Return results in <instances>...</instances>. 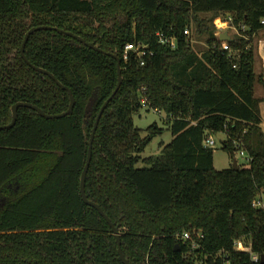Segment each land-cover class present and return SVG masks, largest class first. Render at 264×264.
Masks as SVG:
<instances>
[{
  "label": "trees",
  "instance_id": "16d2710c",
  "mask_svg": "<svg viewBox=\"0 0 264 264\" xmlns=\"http://www.w3.org/2000/svg\"><path fill=\"white\" fill-rule=\"evenodd\" d=\"M233 16L241 34L221 50L214 20ZM264 0H0V264H125L111 224L81 196V177L97 116L86 194L120 231L130 264H264L235 249L236 240L264 254V129L253 36L264 28ZM94 43L96 50L57 29ZM205 35L200 54L185 38ZM176 36L177 48L157 33ZM128 42L154 50L146 62ZM52 73L68 89L58 84ZM97 91L89 116L87 105ZM163 110L172 139L158 155L142 153L165 128L146 135L133 115ZM225 134L223 149L251 159L217 169L209 134ZM142 161L144 166L138 167ZM193 233L192 242L177 238ZM195 232H201L197 237ZM179 248H176V245Z\"/></svg>",
  "mask_w": 264,
  "mask_h": 264
},
{
  "label": "water",
  "instance_id": "95a60500",
  "mask_svg": "<svg viewBox=\"0 0 264 264\" xmlns=\"http://www.w3.org/2000/svg\"><path fill=\"white\" fill-rule=\"evenodd\" d=\"M40 29H57L58 31L62 32V33H66V34H69L75 38H77L79 41L83 42L84 44L96 49V50H99V51H102L104 52L102 49H100L99 47H97L94 43H91V42H87L84 38H82L81 36H78L72 32H69V31H65L63 29H58V28H52L51 26H46V25H42V26H35V27H32L28 33L26 34V37H25V40L23 42V45H22V48H21V51H22V55L23 57L27 60L25 54H24V49H25V45L27 43V40L28 38L30 37V35L37 31V30H40ZM220 39L221 40H231L232 37L229 35V33L227 31L225 32H222V34L220 35ZM113 56L117 59L118 61V84L116 86V89L114 90L113 94L110 96V98L104 103V105L102 106L101 110H100V113L98 114L97 116V120H96V123H95V126H94V129H93V132L91 134V138H90V142H89V150H88V158H87V162H86V165L84 167V170H83V173H82V177H81V187H80V191H81V196L83 198V200L88 203L89 205L91 206H94L96 209L99 210V212L107 219V221L111 224L112 228H113V231L114 233L116 234V237H117V240H118V243H119V253H120V257L121 259L123 260V262L125 264H130L129 263V260L126 258L123 250H122V247H121V238H120V231L118 229V227H116L111 219L109 218V216L104 212V210L100 207L99 204H97L96 202H93L91 200L88 199L87 197V194H86V177H87V173H88V169H89V165H90V162H91V158H92V145H93V140H94V137H95V133H96V129L98 127V123L100 121V118H101V115L103 113V111L105 110V108L107 107L109 101L113 98V96L116 94V92L118 91V89L120 88L121 84H122V81H123V76H122V73H121V60L119 58L118 55H115L113 54ZM36 69H38L39 71L41 72H44L50 76H52L55 80L56 77L50 73L49 71L43 69V68H40V67H35ZM58 84H60L62 87L68 89L66 86H64L63 84H61L58 80H57ZM69 92H70V97H71V102H70V106L69 108L62 112V113H58V114H48L46 113L43 109H41L40 107L36 106V105H33L31 103H27V102H18L16 103L14 106H13V119L11 121V123L7 124V125H0V129L2 128H6V127H11L13 126L15 123H16V120L18 118V108L20 106H28V107H31V108H34L35 110H37L42 116L46 117V118H60V117H64L66 116L67 114L71 113L74 109V105H75V97L74 95L72 94V91L70 89H68ZM97 100V91L94 93V96L91 97L88 105H87V110H86V114L87 116L90 115V113L92 112V109H93V105L94 103L96 102ZM234 167L235 168H238V161L237 159H234ZM176 248L178 249L179 248V245L177 244L176 245ZM261 261L264 263V254L261 255Z\"/></svg>",
  "mask_w": 264,
  "mask_h": 264
},
{
  "label": "built area",
  "instance_id": "2783aa9c",
  "mask_svg": "<svg viewBox=\"0 0 264 264\" xmlns=\"http://www.w3.org/2000/svg\"><path fill=\"white\" fill-rule=\"evenodd\" d=\"M215 25L217 27L216 30V35L219 37L220 39V35L222 34V32H224L225 29H229L232 28L233 31L236 32V34H241L240 30L241 29H245L246 25L244 24H240V26H237L233 23V16L232 15H228L226 17L223 18L222 15L218 16L215 20ZM262 23L264 24V19L262 20ZM184 34H185V38L187 41L193 43V37L191 35V31L189 28H186L184 30ZM158 37H159V41L162 44L168 45L171 48L175 49L178 46V41H177V37L176 36H170L165 34L162 31H159L157 33ZM221 50L225 52H229L231 56V48L230 45L228 43L229 40H221ZM133 51L136 53L137 57H139V59L141 60V64H144L146 62V56H150L154 54V50L149 48V45L144 43V42H128L124 49H123V56L124 59H128L129 57V52ZM142 103L144 104V106L149 107V103L147 102L146 98H143ZM154 110H156L159 113H163L164 111L159 109V108H152ZM204 144L206 146H210V147H215L216 145V140L213 137L212 134H209L207 137H205L204 139ZM239 155H243L245 156V158H247L248 160H250L251 158L249 156H247V154L245 153V151L241 150L238 152ZM254 205L256 206H264V201L260 200V199H256L254 201ZM187 234V235H185ZM195 235L197 237H202V233L201 232H195ZM177 238H180L181 240H183V242H187V241H191L192 242V247H197V242L194 239L193 233L191 232H184L182 234H179ZM235 249L239 250V251H246L249 252L251 254L252 260L253 261H259L261 256L257 253H254L252 250V246L251 244H246L243 240H236L235 242ZM229 264V263H227Z\"/></svg>",
  "mask_w": 264,
  "mask_h": 264
},
{
  "label": "rangeland",
  "instance_id": "374dc122",
  "mask_svg": "<svg viewBox=\"0 0 264 264\" xmlns=\"http://www.w3.org/2000/svg\"><path fill=\"white\" fill-rule=\"evenodd\" d=\"M224 18V17H223ZM215 24V22H214ZM217 28V27H216ZM232 28H229L231 30ZM234 30V29H233ZM244 30V29H241ZM240 30V32H241ZM236 35V32L233 33V31H230V34ZM254 39V38H253ZM205 35L199 36L197 33L193 35V47L196 49L200 54L203 53V51L207 47ZM264 93V87L260 83H256L255 86V94L258 97H261V95ZM264 107V104H263ZM134 122L137 126H139L142 129V134L146 135L148 133L147 128L157 123L160 127H164L165 130L163 133L158 134L153 138V140L150 142V144L146 147L144 152L142 153L143 157L151 156V155H158L161 151V143H168L172 139V133L171 130L168 128L169 124V118L165 112L159 113L156 110L149 108L147 106H144L140 108V110L133 115ZM213 137L216 140L215 145V154H214V165L217 169H224L228 168L232 165L234 162L232 158L229 156L227 151L223 149V140L225 139V134L222 132H217L216 134H213ZM237 158L239 161V164H246L249 162L247 158L243 155H239L237 153ZM138 167L144 166V163L140 161L137 164Z\"/></svg>",
  "mask_w": 264,
  "mask_h": 264
},
{
  "label": "crops",
  "instance_id": "0c3cea01",
  "mask_svg": "<svg viewBox=\"0 0 264 264\" xmlns=\"http://www.w3.org/2000/svg\"><path fill=\"white\" fill-rule=\"evenodd\" d=\"M232 30V29H231ZM229 29H225L229 33V35L232 37L234 34H230ZM233 31V30H232ZM235 33V31H233ZM253 45L255 47V68L258 73H262L264 76V28L257 31L253 36ZM262 98H264V93L261 95ZM264 101L260 102V109L262 114V126L264 129V107H263Z\"/></svg>",
  "mask_w": 264,
  "mask_h": 264
},
{
  "label": "clouds",
  "instance_id": "9594fccd",
  "mask_svg": "<svg viewBox=\"0 0 264 264\" xmlns=\"http://www.w3.org/2000/svg\"><path fill=\"white\" fill-rule=\"evenodd\" d=\"M185 235H187V234H185Z\"/></svg>",
  "mask_w": 264,
  "mask_h": 264
}]
</instances>
